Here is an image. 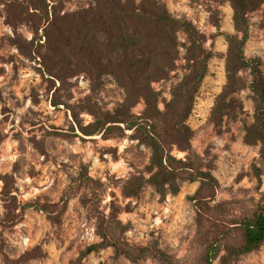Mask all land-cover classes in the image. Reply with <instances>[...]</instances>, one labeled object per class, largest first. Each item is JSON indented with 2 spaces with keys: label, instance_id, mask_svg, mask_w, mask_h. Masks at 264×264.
<instances>
[{
  "label": "rangeland",
  "instance_id": "obj_1",
  "mask_svg": "<svg viewBox=\"0 0 264 264\" xmlns=\"http://www.w3.org/2000/svg\"><path fill=\"white\" fill-rule=\"evenodd\" d=\"M45 1L49 8L62 7L61 15L93 4V0ZM160 1L172 17L195 27L211 53L207 74L184 121L190 129L188 149L173 146L172 154L217 177L212 203H219L214 206L218 213L231 216L251 209L264 191V156L260 140L252 136L256 119L250 69L236 70L229 62L228 36L238 34L232 4L230 0ZM15 2L0 0V264H168L151 257L133 261L117 255L114 246L102 245L98 218L90 208L107 215L111 233L130 247L153 245L175 264H200L204 244L196 208L188 198L200 181H182L176 194L161 193L144 183L136 196H126L128 180L149 176L151 148L132 130L104 137L86 136L79 129L94 120L93 103L115 112L124 101L125 89L111 74L96 82L84 71L71 74L73 60L48 49L45 24L35 31L31 21L10 16ZM246 17L243 53L247 59L259 58L264 79V3ZM176 37L175 66L151 82L161 111L190 70L187 33L178 29ZM229 70H234L231 82ZM145 108V100L140 99L132 112L141 114ZM81 173L101 185L99 198L86 183L77 184ZM65 191L73 193L58 219L33 208L21 209L30 201L59 202ZM167 205L169 210L164 211ZM158 215L161 221L154 224ZM92 245L96 247L88 250ZM226 254L222 251L214 264H264V241L237 258Z\"/></svg>",
  "mask_w": 264,
  "mask_h": 264
},
{
  "label": "trees",
  "instance_id": "obj_2",
  "mask_svg": "<svg viewBox=\"0 0 264 264\" xmlns=\"http://www.w3.org/2000/svg\"><path fill=\"white\" fill-rule=\"evenodd\" d=\"M14 1L10 6V16L31 21L35 31L45 24L48 49L73 60L71 74L84 71L93 82L103 74H111L125 89L124 101L115 112L102 110L93 103L91 112L94 120L79 127L86 136L101 134L107 137L132 130L134 137L151 148L150 164L147 166L149 176L140 175L128 180L130 187L126 186L124 194L136 196L144 183L155 186L161 193L168 191L176 194L182 181L199 180V188L188 198L196 208L197 224L204 244L200 264H214L222 251L227 252L228 258H237L256 250L264 241V191L255 207L231 216L220 214L214 208L219 203H212L216 200L219 187L217 177L211 171L172 154L173 146L188 149L186 142L190 138V129L184 121L191 110L198 85L207 74V61L211 56L204 49L202 36L195 27L190 22L172 17L160 0H93L88 8L62 15V7L52 5L49 8L45 0ZM230 2L238 34L228 36L229 62L235 65L236 70L242 67L250 69L252 79L249 87L255 101L256 119L252 136L260 140L264 156V79L259 58L247 59L243 53L247 38L246 13L258 8L264 0ZM178 29H183L190 41V70L174 88L171 100L161 111L157 106L158 94L151 87V82L165 77L175 66ZM240 33H243L242 37ZM45 64L51 73L46 60ZM233 71H228L230 82ZM140 99L145 100L146 108L141 114H136L132 112V107ZM82 183L93 189L98 194L97 198L102 194L101 185L90 175H78L77 184ZM72 193L65 191L59 202L30 201L24 203L21 209L33 208L44 212L50 219H58ZM90 212L98 218L101 244L114 246L117 255H124L133 261L151 257L175 264L170 256L153 245L130 247L123 243L111 233L107 215L97 209L90 208ZM95 247L92 245L88 250Z\"/></svg>",
  "mask_w": 264,
  "mask_h": 264
},
{
  "label": "built area",
  "instance_id": "obj_3",
  "mask_svg": "<svg viewBox=\"0 0 264 264\" xmlns=\"http://www.w3.org/2000/svg\"><path fill=\"white\" fill-rule=\"evenodd\" d=\"M169 210V206L167 205L166 207H164V211H168ZM155 213H158V211H155ZM160 215H158L156 218H155V222H154V224H157V220H159V221H161V217H159ZM157 218H159V219H157ZM93 231H94V229H93V227L91 228V232H90V234L91 235H93ZM23 240H26V237H24V239ZM25 242V241H24Z\"/></svg>",
  "mask_w": 264,
  "mask_h": 264
}]
</instances>
